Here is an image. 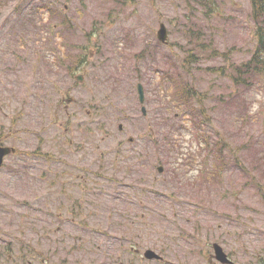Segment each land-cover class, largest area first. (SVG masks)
I'll return each instance as SVG.
<instances>
[{
  "label": "rangeland",
  "instance_id": "374dc122",
  "mask_svg": "<svg viewBox=\"0 0 264 264\" xmlns=\"http://www.w3.org/2000/svg\"><path fill=\"white\" fill-rule=\"evenodd\" d=\"M2 1L0 135L17 151L0 166V253L24 242L38 257L28 264H161L144 259L146 249L163 264H217L216 243L235 264H260L264 193L248 170L264 183V83L215 105L232 91L231 69L210 71L250 56L251 1ZM18 2L56 4L72 20L81 69L76 58L69 75L52 77V30L43 28L52 17H18ZM160 23L168 45L157 41ZM186 104L209 123L193 126L179 110ZM175 161L183 171H170Z\"/></svg>",
  "mask_w": 264,
  "mask_h": 264
},
{
  "label": "trees",
  "instance_id": "16d2710c",
  "mask_svg": "<svg viewBox=\"0 0 264 264\" xmlns=\"http://www.w3.org/2000/svg\"><path fill=\"white\" fill-rule=\"evenodd\" d=\"M199 2H202L204 0H198ZM207 2V5L212 4L211 0H205ZM253 6V12H254V21L256 23V26L253 30V43H254V49L251 51V56L248 57V59L242 61V62H232L228 66H231V83L234 90L232 91L233 95L241 96V90L245 87H250L255 84L257 81H261L264 83V0H250ZM216 3V0H214ZM83 50H85L84 45H80ZM201 48V47H200ZM205 57L209 58L208 53L205 54ZM79 60V63L83 60L82 54H75L70 57V60H62L59 64V68L67 72V74H70V72L73 70L74 65L73 61L75 59ZM188 62H190L192 65L198 62V57L195 55H191ZM188 62H185L182 64V68L185 69V71H191L192 68L189 67ZM229 67H223L221 69L212 68L210 69L211 72L216 73L218 75H224L226 74V70L229 69ZM200 70H206V69H200ZM230 94L227 95L226 98H228ZM214 95H212L210 98H213ZM223 97L220 99L221 102H227L226 98ZM184 113H189L191 115V120L193 121L192 125L195 127H202L205 124L209 123V119L205 112H199L196 113L193 111V108L190 105H181L179 107ZM222 147V145H220ZM233 154H235L233 152ZM230 163V160H227V165ZM174 170V169H173ZM249 173H254V171L249 170ZM253 182H257V180L254 178ZM261 191L264 193V183H259ZM21 255L23 257H26L27 254H30V257L35 258V253L31 247L29 249L27 247H21ZM21 260L23 258L21 257Z\"/></svg>",
  "mask_w": 264,
  "mask_h": 264
},
{
  "label": "water",
  "instance_id": "95a60500",
  "mask_svg": "<svg viewBox=\"0 0 264 264\" xmlns=\"http://www.w3.org/2000/svg\"><path fill=\"white\" fill-rule=\"evenodd\" d=\"M158 38L161 41H165L167 38L166 27L163 24L161 25V28L158 31ZM138 92H139L140 102L143 103L144 102V91H143V86L141 84L138 85ZM143 111L145 112V109H143ZM8 153H9V149L0 148V166L2 165L4 155ZM214 249H215L216 258L219 262L223 264H233V262L228 258L227 254L223 251V249L219 245L215 244ZM144 257L148 260H154V259L160 260L161 259L160 256L157 255L152 250L145 251Z\"/></svg>",
  "mask_w": 264,
  "mask_h": 264
},
{
  "label": "flooded vegetation",
  "instance_id": "af4514ba",
  "mask_svg": "<svg viewBox=\"0 0 264 264\" xmlns=\"http://www.w3.org/2000/svg\"><path fill=\"white\" fill-rule=\"evenodd\" d=\"M138 252V251H137ZM230 256V255H229ZM259 258L261 260L260 264H264V250H262L261 254L259 255Z\"/></svg>",
  "mask_w": 264,
  "mask_h": 264
}]
</instances>
